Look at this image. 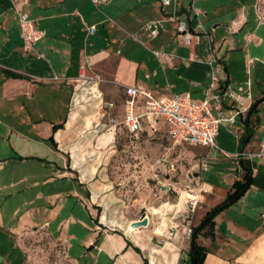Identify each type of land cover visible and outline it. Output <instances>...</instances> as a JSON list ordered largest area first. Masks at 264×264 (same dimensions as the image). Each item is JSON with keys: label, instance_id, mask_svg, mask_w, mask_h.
Listing matches in <instances>:
<instances>
[{"label": "crops", "instance_id": "0c3cea01", "mask_svg": "<svg viewBox=\"0 0 264 264\" xmlns=\"http://www.w3.org/2000/svg\"><path fill=\"white\" fill-rule=\"evenodd\" d=\"M2 1L9 4L13 14L18 16L24 11L47 32L46 38L34 46V52L44 57L36 61L23 55L18 22H15L23 64L10 52L2 57L5 73L19 76L6 77L3 93L10 101L19 103L23 99L22 106L32 124L45 123L37 136L44 142L52 137L48 148L61 159L62 177L72 179L77 185L78 197L74 198L94 224L93 228L84 229L99 239L96 254L104 256L109 264H180L187 258L190 247L182 232L187 210L184 201L178 203V196L175 204L168 200L174 185L171 179L158 185L165 195L161 201L158 194H153V203L146 204L144 195L129 199L123 193L122 183L110 171L115 133L103 117L102 107L114 104L124 110V104L117 106L116 100L128 87L146 89L156 97L189 93L194 102L202 101L210 79L206 45L181 47L173 24L151 38L142 27L167 14L156 0H104L98 6L91 0ZM89 1L93 8H89ZM177 1L176 12L189 27L195 24L189 11L192 3L200 13L199 21L209 31L210 42L224 71L225 81L220 86L249 92L250 100L246 104L250 107L261 101L264 56L257 53L254 58L242 60L244 52L248 54L252 45L256 49L262 41L252 39L262 21L259 4L253 14L258 16L255 21L253 16H247L248 9L244 6L235 9L236 18L228 24L212 21L206 27L204 20L212 14L197 7L199 0ZM167 9L169 14L173 11L172 7ZM0 10L5 16L9 14L3 6ZM231 23L234 32L229 34L227 28ZM251 25L255 26L253 31L248 29ZM89 27H94L93 34L88 33ZM128 30L133 34L126 33ZM124 33L128 36L124 37ZM152 51L169 56L171 62L166 64L164 58H155ZM250 59L253 63L247 66ZM82 65L85 69L81 71ZM135 112L140 113L141 108L137 107ZM144 121L149 124V133L159 131L158 122L167 133L161 119L146 118L141 132ZM54 125H60L55 133ZM219 131L215 139L219 152L209 153L207 179L195 175L183 180L192 186L201 181L207 191L203 203L191 216L192 227L198 226L232 192L234 182L243 179V168L251 174V184L241 198L213 218L212 230L206 229L198 235L197 244L210 250L202 264H264V219H260L264 213V158L240 162L231 157L240 151L256 153L264 146V102L252 113L240 116L233 128ZM41 145L46 147L47 143ZM139 211L142 214L138 215ZM142 220L147 222L146 226L131 228L132 223Z\"/></svg>", "mask_w": 264, "mask_h": 264}, {"label": "rangeland", "instance_id": "374dc122", "mask_svg": "<svg viewBox=\"0 0 264 264\" xmlns=\"http://www.w3.org/2000/svg\"><path fill=\"white\" fill-rule=\"evenodd\" d=\"M87 3L93 8L90 1ZM256 4H259L262 21L252 39L262 41L256 49L252 45L251 52L242 54L244 61L257 53L264 56V0H199L197 7L212 14L204 20L207 27L212 21L218 25L228 24L236 18L235 9L244 6L248 9L247 16L252 17ZM1 6L9 14L5 16L0 10V264H109L104 256L96 254L98 236L84 229L85 226L93 228L94 224L77 202V185L72 179L62 177L61 159L48 148L51 137L44 142L37 136L45 123L32 124L22 106L23 99L19 104L3 93L4 80L8 78L2 57L10 52L18 63L23 62L15 33L18 16L9 10L7 2L0 0ZM165 12L169 14L168 9ZM257 17L253 16V21ZM254 28L251 25L248 29L253 31ZM126 33L133 34L129 30ZM177 43L184 47L183 43ZM124 93L119 94L117 106L124 102ZM110 116L117 120L110 127L115 133L110 171L113 178L122 183L123 193L129 199L144 195L149 204L154 202L153 194H158L162 196L160 201L164 200V192L159 191L158 185L170 179L173 183L188 181L198 174L199 160L208 153L206 148L173 146L160 122L158 132L149 133V124L144 121L143 131L132 136L123 126V109L116 107ZM41 142L47 143L46 147ZM161 158L166 162L159 165L157 161ZM208 175L202 174L204 181ZM177 196L176 192L169 191L168 200L175 204ZM89 240H92L90 245Z\"/></svg>", "mask_w": 264, "mask_h": 264}, {"label": "built area", "instance_id": "2783aa9c", "mask_svg": "<svg viewBox=\"0 0 264 264\" xmlns=\"http://www.w3.org/2000/svg\"><path fill=\"white\" fill-rule=\"evenodd\" d=\"M95 6L104 3V0H91ZM161 9L165 10L172 7L173 11L170 14H165L161 19L150 21L142 27L151 38H156L160 33L166 30V27L173 24L175 33L185 47H198L205 44L208 51L209 60L207 62L210 72L208 89L204 93L202 101L196 103L192 100L189 93L187 94H170L167 96H154L146 89L135 87L125 88L124 110H123V126L127 133L136 135L141 131L142 121L145 118L154 120L161 119L167 126V133L172 145H192L208 150L198 165L197 178L209 170L210 154L219 152L216 146L215 139L223 128H233L238 122V118L246 113L250 104H246L250 100L249 92L244 93L242 90H235L232 87L220 86V82H224V71L220 64V57L215 52L212 42H210V33L199 21V12L194 8L193 3L189 7L190 13L194 16L195 24L191 28L185 20L176 12L177 0H156ZM195 0H193L194 2ZM234 24L231 23L227 32H234ZM19 37L22 42V53L24 56H29L36 61L42 60L44 57L40 53L34 52V46L46 38L47 32L39 28L37 22L29 18L25 14H18ZM89 34H93L94 27L87 28ZM133 39L134 36H131ZM157 58H164L165 63L171 62V58L161 52H151ZM253 60L247 61V66H250ZM81 71L85 69L82 65ZM81 78H86L81 76ZM56 79V78H55ZM90 80L96 78H89ZM245 94L243 97L242 94ZM141 108L140 113H136L135 109ZM114 104H105L102 109L105 110V117L110 127L117 120L110 116ZM233 160L244 161L249 158L263 159L264 146L260 151L253 152H237L231 156ZM166 160L159 159L157 163L163 164ZM201 180V179H200ZM176 192L178 197L182 198L186 206L184 218V228L182 230L184 239L191 241L192 238V222L191 216L196 212L199 205L203 203L206 188L200 181L198 185L192 186L184 182H175L171 188ZM264 219V213L260 216Z\"/></svg>", "mask_w": 264, "mask_h": 264}, {"label": "trees", "instance_id": "16d2710c", "mask_svg": "<svg viewBox=\"0 0 264 264\" xmlns=\"http://www.w3.org/2000/svg\"><path fill=\"white\" fill-rule=\"evenodd\" d=\"M6 77H13V78H19L18 75L13 73L6 74ZM261 101H257L254 105L260 104ZM252 105L249 110L247 111V114L252 113L255 111V109H252L254 106ZM60 128V125H54L52 128V132L55 133L57 129ZM130 134V133H129ZM132 136H135L134 134H131ZM50 141L52 142V137L50 138ZM240 145H242L241 150L244 148V140L241 141ZM243 179L241 181H235L234 184L231 187L232 192L227 195L225 200L221 202L218 206L213 208L211 211H209L206 216L201 220L202 222L192 228V238L190 241V247L188 252L186 253L187 258L180 261V264H202L204 261L205 256L210 251L209 249H205L197 244V237L198 235L208 229L209 231L212 230L213 227V218L220 213V211L228 208L231 206V204L235 203L239 198H241L248 190L250 184H251V174L248 173V171L243 168ZM145 264V263H144Z\"/></svg>", "mask_w": 264, "mask_h": 264}, {"label": "water", "instance_id": "95a60500", "mask_svg": "<svg viewBox=\"0 0 264 264\" xmlns=\"http://www.w3.org/2000/svg\"><path fill=\"white\" fill-rule=\"evenodd\" d=\"M262 101L264 102V98L261 99V102ZM255 108H256V105H254L252 107V109H255ZM146 225H147V222L145 220H142L140 222H134V223H132L131 228H138V227H143V226H146Z\"/></svg>", "mask_w": 264, "mask_h": 264}, {"label": "bare ground", "instance_id": "6f19581e", "mask_svg": "<svg viewBox=\"0 0 264 264\" xmlns=\"http://www.w3.org/2000/svg\"><path fill=\"white\" fill-rule=\"evenodd\" d=\"M183 202V199L182 198H180V202L179 203H182Z\"/></svg>", "mask_w": 264, "mask_h": 264}]
</instances>
